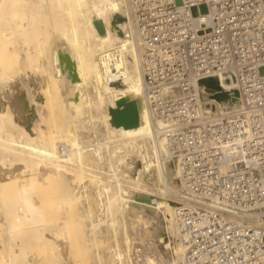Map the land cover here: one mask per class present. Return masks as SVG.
Masks as SVG:
<instances>
[{
	"label": "bare ground",
	"instance_id": "obj_1",
	"mask_svg": "<svg viewBox=\"0 0 264 264\" xmlns=\"http://www.w3.org/2000/svg\"><path fill=\"white\" fill-rule=\"evenodd\" d=\"M128 17L127 0H0V264H101L100 242L110 264H137L131 218L166 247L163 229L177 238L164 198L175 165L161 157ZM108 68L119 82L108 83ZM123 97L135 101L134 124L112 122ZM89 129L99 135L86 141ZM175 243L180 264L185 246Z\"/></svg>",
	"mask_w": 264,
	"mask_h": 264
},
{
	"label": "built area",
	"instance_id": "obj_2",
	"mask_svg": "<svg viewBox=\"0 0 264 264\" xmlns=\"http://www.w3.org/2000/svg\"><path fill=\"white\" fill-rule=\"evenodd\" d=\"M127 3L155 137L175 165L180 264H264V0ZM208 76L234 81L238 103L206 91Z\"/></svg>",
	"mask_w": 264,
	"mask_h": 264
},
{
	"label": "rangeland",
	"instance_id": "obj_3",
	"mask_svg": "<svg viewBox=\"0 0 264 264\" xmlns=\"http://www.w3.org/2000/svg\"><path fill=\"white\" fill-rule=\"evenodd\" d=\"M50 124H51V122H50ZM96 132L98 133L97 135H99V131L96 130ZM94 134H95L94 137L97 136L96 133H94ZM94 137H93V131L91 132V130L89 129L85 132L83 139L86 141H89V140H92ZM134 154H136V152H134ZM5 167L10 168L11 165L9 163H6ZM106 167L107 166L105 164L102 165V169L105 171H107ZM101 175H102L103 179L107 178V176H106L107 174L101 173ZM85 183H87V181H85ZM149 184L151 187L153 186L152 190L153 189L155 190V191L153 190V192H155L154 194H156V192L160 193L159 189H157V186H156L157 183L156 182L149 183ZM172 184H174V182L171 183V185ZM92 186H91V188L93 189ZM81 190H82V188L80 186V188L77 187L75 189V192H80ZM159 193H157V196L160 195ZM95 196H94L93 192H91V194H89V198L92 200V201L90 200V202H91L90 207L92 208L91 210H93V212H95L94 213L95 216L93 215V217H94V219H97V220L98 219L104 220L106 217L104 212L102 210H100V208L98 209L96 205H94V204H97V200L95 199ZM92 197L95 199L96 203H94L95 201L92 199ZM164 198H165L166 202L171 203V204L173 203L172 195H170V194L164 195ZM85 206H86V204H85ZM96 209H97V211H94ZM102 212H103V214H102ZM101 223L104 225H102ZM129 223H130V225L128 226V233H129L130 242H131L130 254H131L132 261L136 262L137 264H141L143 262V259H145L146 256H151L155 260H159L158 262H160L161 264H173V262H174V264L178 263L181 253L175 249V246H176L175 242L178 240L175 236V232L163 229L165 239L168 240V242L170 243V246L166 247L164 243H160L159 241L156 240V238H157L156 232H153V234L146 233L144 231L143 226L140 223L137 224L136 222H134L133 218H131V221ZM105 224L106 223H103L102 221H100V224H99V229L101 230V232L99 231L100 234L99 233L98 234H99V236H102L101 237L102 239L107 238L106 236H107V234H109L108 233L109 229ZM172 225H173V223H171V226ZM89 228H90L89 223H87V225H86L87 231H89ZM108 239L110 240L109 244L111 246H113L114 243L112 241V236H109ZM107 244L108 243H106V242L98 243L100 253L102 255L101 264H110L109 259L111 257L112 252L109 251L108 248L106 247ZM120 244L123 248V244L122 243H120ZM87 250H89V248ZM92 259H93V257H92Z\"/></svg>",
	"mask_w": 264,
	"mask_h": 264
},
{
	"label": "water",
	"instance_id": "obj_4",
	"mask_svg": "<svg viewBox=\"0 0 264 264\" xmlns=\"http://www.w3.org/2000/svg\"><path fill=\"white\" fill-rule=\"evenodd\" d=\"M179 2V0H177ZM199 8L202 12L206 11L204 3L200 4ZM192 13L196 14V7L191 8ZM260 72H264V67L260 68ZM199 84L205 86L206 91H212L213 89H220L219 92L215 93L217 100L222 101L226 105H232L238 103V91L236 88H232L229 91L220 88L218 80L214 76L204 77L199 80ZM112 116V122L115 125H130L137 121L138 114L135 101L129 98H121L116 102V107L110 108Z\"/></svg>",
	"mask_w": 264,
	"mask_h": 264
}]
</instances>
